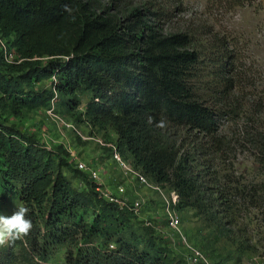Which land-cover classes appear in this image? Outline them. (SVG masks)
<instances>
[{
	"label": "trees",
	"instance_id": "obj_1",
	"mask_svg": "<svg viewBox=\"0 0 264 264\" xmlns=\"http://www.w3.org/2000/svg\"><path fill=\"white\" fill-rule=\"evenodd\" d=\"M207 2L222 13L251 5ZM160 5L0 0V34L22 60L7 64L0 53V214L26 206L33 224L27 237L0 247V264L48 263L65 246L64 264H185L181 239L166 240L154 221L140 218L143 207L135 215L107 201L62 144L47 149L8 124L50 109L113 145L148 183L174 192L178 217L192 211L202 221L197 233L206 234L190 244L210 264H226L234 254L239 263L254 250L237 237L234 215L238 194L264 211V90L255 92L234 44L219 38L211 22L196 18L175 27ZM72 142L89 143L77 133ZM238 150L262 171L239 191L223 184L214 164ZM225 242L234 251L222 259L216 245Z\"/></svg>",
	"mask_w": 264,
	"mask_h": 264
},
{
	"label": "rangeland",
	"instance_id": "obj_2",
	"mask_svg": "<svg viewBox=\"0 0 264 264\" xmlns=\"http://www.w3.org/2000/svg\"><path fill=\"white\" fill-rule=\"evenodd\" d=\"M128 1L138 4L149 0ZM249 1L251 2L250 6L236 8L229 13H222L213 7V9L210 8L207 0H153L155 4H161V7L163 6L172 14L175 27H181L189 19L196 18L199 20L207 19L211 22L215 26L219 38L226 37L234 44L235 55L245 66L248 76L255 80L254 90L257 93V91L264 90V0ZM47 86L46 83L41 85V87ZM248 90V92L252 91L251 88H248ZM87 101L88 97L81 98L80 111L84 110ZM55 116L58 118L48 115L45 111H38L35 114H30L25 122L10 120L8 124L17 125V128L24 134H33L36 140L47 149L62 144L64 148L73 150L78 160L102 173L106 188L116 192V186L121 185L124 188V196L128 202L144 200L145 205L142 208L140 218L154 221L163 230L166 240L171 244L178 243L177 236L166 229L164 225L166 218L161 202L164 203L169 193L163 190L162 197L158 192L139 185L129 177L125 178L112 155L105 152L97 142L88 141L89 143L86 146L74 144L72 138L75 134L78 133L83 137H87L88 129L74 126L67 119L62 118L59 113H55ZM262 119L264 120V115H262ZM109 136L114 138L112 133ZM96 139L102 142L100 136ZM214 164L223 184L227 188H234L238 191L242 190L243 186L258 182L262 177L260 166L254 163L248 153H240L239 150L236 155H231L229 160L223 157L216 158ZM64 174L71 181L72 187L79 191L81 185L77 181L71 180V175L66 171ZM105 187L100 188V191H103ZM247 200L242 201L239 194L236 197L237 207L234 216L238 217L239 223L235 231L237 237L239 236L241 240L246 239L253 245L254 250L244 254L239 263H235L234 260L237 255H231V259L226 264H264V211L244 204L247 203ZM14 211H16L15 206L8 208L4 214L10 216ZM180 223L181 232L186 241L199 244L201 237L206 234V230L197 233V230L203 229L202 221L194 217L191 211L188 212L187 219H181L180 217ZM216 246L220 248L218 251L222 259L227 257L228 252L234 251V248H229L226 242ZM67 249V246L60 249L48 263L64 264ZM73 252H75V249H73Z\"/></svg>",
	"mask_w": 264,
	"mask_h": 264
},
{
	"label": "built area",
	"instance_id": "obj_3",
	"mask_svg": "<svg viewBox=\"0 0 264 264\" xmlns=\"http://www.w3.org/2000/svg\"><path fill=\"white\" fill-rule=\"evenodd\" d=\"M0 53L2 54L3 60L7 64H19L21 59L16 56V53L8 47L7 40L0 34ZM48 115H51L54 118H58L55 114L52 113V109L46 111ZM67 127H69L67 125ZM74 130V129H73ZM82 141H95L100 146H105L112 149V158L121 168L122 173L125 178H130L131 180L136 181L139 185L144 186L152 191L158 192L162 197V189L158 186L152 185L147 182L146 178L137 170H134L128 163L124 162L120 156L117 154L113 145L108 143L100 142L96 138L83 137L77 133ZM66 149V148H65ZM70 155L71 160L76 164V168L79 171L85 172L88 174L89 178L95 182L99 187L98 191L101 195L109 202L117 204L121 209H126L130 212H133L135 215L139 214L140 209L144 205V200H135L134 202H128L124 196V188L119 185L116 186V192L109 190L105 187L103 183L102 173L99 170H95L92 167H89L85 162L78 160L76 154L71 149H66ZM103 191H100V188H103ZM165 199V213L167 215V229L172 232L174 235L178 236L181 239V242L185 248V264H210L209 259L196 247L192 246L186 241L182 232H181V223L178 215L174 211L173 207L177 204V196L174 192H169ZM147 225H149L147 223ZM112 248V247H110ZM49 264V263H43Z\"/></svg>",
	"mask_w": 264,
	"mask_h": 264
},
{
	"label": "clouds",
	"instance_id": "obj_4",
	"mask_svg": "<svg viewBox=\"0 0 264 264\" xmlns=\"http://www.w3.org/2000/svg\"><path fill=\"white\" fill-rule=\"evenodd\" d=\"M67 11H71L66 7ZM29 208L18 206L10 216L0 214V247L7 246L27 237L33 228L32 221L27 218ZM37 264H41L37 258Z\"/></svg>",
	"mask_w": 264,
	"mask_h": 264
}]
</instances>
